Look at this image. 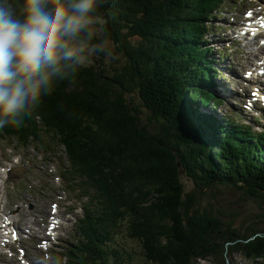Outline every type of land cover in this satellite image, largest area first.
<instances>
[{"label":"trees","instance_id":"16d2710c","mask_svg":"<svg viewBox=\"0 0 264 264\" xmlns=\"http://www.w3.org/2000/svg\"><path fill=\"white\" fill-rule=\"evenodd\" d=\"M225 2L96 0L90 15L105 24L99 39L96 25L90 26L88 43L111 41L112 54L97 53L87 67L65 69L26 108L20 126L0 129L25 144L36 141L29 125L40 123L41 132L51 131L67 150L65 181L88 204L79 227L82 240L65 264H227V255L240 253L264 264L263 221L229 232L220 213H200L194 195L180 192L182 171L202 188H248L264 201V142L221 118L214 104L209 117L201 110L212 98L207 90L213 86L215 92L217 72L201 66V55L193 51L199 45L212 49L202 46L203 31ZM12 3L19 11L23 0ZM79 39L87 40V31ZM167 92L180 98L169 115L159 110ZM137 94L150 113L146 121ZM220 237L225 240L218 252L211 240Z\"/></svg>","mask_w":264,"mask_h":264},{"label":"rangeland","instance_id":"374dc122","mask_svg":"<svg viewBox=\"0 0 264 264\" xmlns=\"http://www.w3.org/2000/svg\"><path fill=\"white\" fill-rule=\"evenodd\" d=\"M65 1L67 2V0ZM250 9H252V11H258L259 14L257 17H264V0H237L236 2L234 0H231L230 2H228L223 8V13L226 14V17L222 19V21H224V27L220 29L218 33L210 34L211 38H215L213 39V50H206L203 47H200L198 41H195V45H199V48L193 52L197 56H200L202 54V56L199 57V61L201 63V66H203L205 69H211L212 66H215L222 72V77L217 74V78L214 79V94L213 86H211L207 90V93H210L212 98L207 102L205 107L201 108V110L204 112V114H202L206 117L213 115L214 108L212 105L215 102V104L218 106L219 103L216 102V100H218L221 102V105L215 108V113H220L219 116H223L226 114L227 117L225 118H229L234 121H236L237 118L240 117L243 120L244 124L246 123L251 126V129L259 130V126L263 124L261 120H259V123L252 122V119H250L249 116H246L242 113V108H234L238 105L240 107L246 105L249 109L252 110L251 112L253 114H259L260 117L263 118L262 113H264V105L263 102H261V99L258 97L256 81L252 80L251 78L252 76L258 77L256 76L258 74L254 72L256 70V63L251 60L255 52L253 46L254 42L249 38L239 37V35L242 36V32L240 31L238 26L245 27L246 25L245 16L243 15V13L244 11ZM215 22L216 19L212 20V23ZM93 24H95L96 26H91L94 29L93 31L95 32L96 37L99 39L101 38V34H103L102 29H104L105 23L101 21H95ZM196 26L197 25L195 24L193 28H195ZM198 31L201 32L199 27ZM253 33L255 34L256 32L253 31ZM224 36H227V40L224 39ZM229 36L233 37L234 40L233 46H231L232 49L229 52L230 54L232 53V56H230L227 60H222L221 53L229 47L228 45L225 46L224 42L228 41ZM190 41L192 40L190 39ZM230 42L231 41H228V44H231ZM109 43L112 42L108 41L107 48L108 51L112 52L113 48ZM247 44L252 45V47L246 50L244 47ZM108 51L105 50V52ZM261 57L264 58V52L261 53L260 58ZM226 58H228V56ZM260 58H257L256 61H260ZM251 67L253 69H251ZM236 75L238 76V79L234 78ZM258 78L262 79L263 77ZM172 93L169 94L167 92V95L163 97V100L159 98V110H161L162 113L166 112L169 115L174 105H176L175 98L177 97L180 100L179 95L177 96V94L176 97L174 96L171 98ZM242 95H245L244 97L248 99L252 98V100H249L245 103L244 99L243 103H239V101H242ZM135 96V102L140 109L139 116L143 121H146L150 113L145 108V106H142L140 99H137L139 95L137 94ZM232 110L233 112L231 113V115L229 114L228 117L227 112H230ZM207 112L212 113L210 115H206ZM39 118V116H34L35 120H39ZM31 128L35 133L40 134L41 137L45 135L41 132L43 130V127L40 123H38L37 126L31 125ZM52 135L54 136V140L57 141L58 138L56 137V135ZM6 139V150L1 151L0 149L1 162H11V159L14 155L21 154L24 155V159L27 156L28 160H25L22 171H15L16 169H21L17 165V158L13 162V165L16 166V168L13 169L11 166L5 165L4 168L7 169V172H12V174L9 176L11 183L7 182V185L0 184V210H13L15 209L14 206L23 205L25 215L32 216L34 214L40 213V218H42L48 213L49 203L53 204L58 199L57 209L59 215L61 216L59 218L61 227L58 224L56 234L51 237V239H55L58 237L59 239L54 240L55 242L53 241L54 243L52 244L47 243V247L52 245V253L50 254L49 252L48 254V251L42 250L37 251V242L34 240L36 238H31V240L23 238L21 240L25 245L26 260H28L29 262H31L32 259L34 261L33 264H52L53 259H62L61 263H63L64 260H66L67 250H77V248L75 247L78 237L77 233H74V230L76 225L75 222L77 219H79V210L74 209L72 211H67L65 209V206H67V204L69 203L59 197L62 193L59 190L61 189L60 181H58V179H54V176H59V169L56 165L55 157H62V154L60 153H62V147L64 146H62V142L57 141L56 143L55 141L51 140L53 138L50 137L49 140L55 143V147L52 149V152H48L47 155L43 147H35L34 144H29L27 147H20L21 144L19 143L18 145L15 140L9 139L8 137ZM59 145H61V147ZM25 148L29 151H34L36 149V151L33 155H29ZM45 149H47L48 151L50 150L47 147H45ZM50 158L51 160L53 159L52 163L48 162V160L50 161ZM49 168L53 169V175L49 173L51 172V169L49 170ZM15 178H19V185L15 183ZM182 179L186 192L191 193L193 192V189L201 191L196 193V197L199 199L198 211L200 213H208L209 211H211L215 215V217L220 213L222 216L220 218V222L230 223L231 228L228 230L229 232L235 229L233 227L244 228V226L251 223H256V225L259 224L258 226H260V224H262L261 222H264V202L262 201V198L258 197L259 193L255 195L253 194V191H248V188L238 189L237 187L232 188L231 186H220L217 184H210L209 188L203 189L201 185H196L195 181L193 182L191 179L189 180L185 176L184 172ZM9 187H11L13 191H11ZM26 206L28 208H25ZM195 210H197L196 206L194 207L193 212H195ZM71 212H73L72 215ZM47 215H50V213ZM16 218H19L18 225L20 227H24V225L27 224L26 218H22L20 215L15 216V219ZM263 226L264 225L262 224L261 227L263 228ZM221 229L225 230L226 226L222 227ZM239 233L243 235L240 231ZM223 240H225L224 237L214 238L211 240L212 242H214L213 245H215L214 250L216 249V251L218 252L221 251V244ZM40 241L41 238L39 242ZM132 246L133 244L131 243L126 245V247L133 250ZM10 248L11 251H15L14 248H16V245H12L10 246ZM4 252L8 251L0 250V254L2 256V258L0 259V264L3 262H6L8 264H15L18 255L15 257H11V254H9L8 258L5 259ZM43 256L45 257V262L42 261ZM39 257L40 259H37ZM24 258L25 257H19V259ZM226 260L227 264H253L252 262L248 261L241 253L227 255ZM195 264L216 263L207 260H200Z\"/></svg>","mask_w":264,"mask_h":264},{"label":"clouds","instance_id":"9594fccd","mask_svg":"<svg viewBox=\"0 0 264 264\" xmlns=\"http://www.w3.org/2000/svg\"><path fill=\"white\" fill-rule=\"evenodd\" d=\"M95 6L96 0H23L18 11L12 0H0V129L20 126L26 108L65 69L112 54L105 52L108 41L88 43ZM85 31L88 39H79Z\"/></svg>","mask_w":264,"mask_h":264},{"label":"bare ground","instance_id":"6f19581e","mask_svg":"<svg viewBox=\"0 0 264 264\" xmlns=\"http://www.w3.org/2000/svg\"><path fill=\"white\" fill-rule=\"evenodd\" d=\"M256 12L258 13V11L256 10ZM259 14V13H258ZM241 20V19H240ZM256 22H259V23H261L262 21H259L257 18H256ZM191 31H193L194 33H195V29L194 28H192V30ZM261 37V36H260ZM253 46L255 47H257V40L255 39L254 40V44H253ZM196 50V49H195ZM261 52H262V48L261 47H259V48H257L256 50H255V53H254V56H253V58H252V61L255 59V58H257V57H259L260 55H261ZM263 61H264V58L262 59ZM134 75V74H133ZM235 79H238V76L236 75L235 77H234ZM243 78V77H242ZM217 84H218V82H217ZM162 89V88H161ZM160 89V90H161ZM165 90V89H164ZM157 95V94H156ZM151 96V95H150ZM158 97V96H157ZM162 98V97H161ZM160 100V99H159ZM152 102V101H151ZM154 102V101H153ZM163 105V104H162ZM168 110V109H167ZM200 113H202V112H200ZM216 114H218V113H216ZM223 114V113H222ZM168 115V114H167ZM217 118L219 117V116H216ZM221 118H225V116H220ZM229 117V116H228ZM182 125V124H181ZM29 131H30V134H31V136H32V138H34L35 140H36V143L35 142H31L30 140H27L26 141V144L27 145H29V144H34L35 145V147H37V146H40V147H43L44 148V150H45V153L48 155V152L49 153H51L52 152V149L55 147V143H53L51 140H49V138L50 137H52L53 139H54V136L52 135L53 133L51 132V131H47V133H48V135H44V136H42V137H40V134H37V133H35L34 131H33V129L31 128V125H29ZM6 136L9 138V139H12V140H15V142L19 145V143L21 144V147H27L25 144H24V142H23V140L21 139V138H17V136H15V135H13V134H8V133H6ZM5 141H6V139H4ZM6 143H7V141H6ZM176 145V144H175ZM45 147H47V148H49L50 150L48 151L47 149H45ZM173 147V146H172ZM26 149V148H25ZM27 150V149H26ZM175 150V149H174ZM35 151H36V149L34 150V151H29V150H27V153L29 154V155H33L34 153H35ZM179 156V155H178ZM17 158V165L21 168V169H16L15 171H22V169H23V167H24V162H25V160H28V157L26 156V158L24 159V155L23 154H21V155H14L13 157H12V159H11V162H6V165H8V166H11L13 169L14 168H16V166H14L13 165V162H14V160ZM52 161H53V159L51 160V158H50V161L48 160V162L49 163H52ZM59 172L61 171V170H58ZM49 173H51V175H53L54 174V172H49ZM12 174V172H5V173H3V172H1V169H0V184L2 185L3 183H6L7 181L5 180V179H8V180H10L9 179V176ZM20 178V177H19ZM19 178H15V183L16 184H18L19 185V182H20V180H18ZM11 181V180H10ZM10 186V185H9ZM10 189H11V191H13V189L11 188V187H9ZM14 208H15V211H18L20 214H23V212H24V208H23V206L22 205H20V206H14ZM15 213H14V215H13V217H12V219L8 222L7 221V223H8V225L6 224L5 226H1L0 225V243H1V241H3V240H5V239H7V238H9V232L10 233H12L13 231H15L16 230V224H17V222H16V220H15ZM39 216H41V214L40 213H37V214H34V215H30V216H26L27 218H29V220H27V223L28 224H30L31 223V219H33V218H38ZM31 218V219H30ZM43 229V228H42ZM0 250H4L5 251V249H3V248H1L0 247ZM5 253V259L6 258H8V256H9V252H4ZM2 258V256H1V254H0V259Z\"/></svg>","mask_w":264,"mask_h":264},{"label":"water","instance_id":"95a60500","mask_svg":"<svg viewBox=\"0 0 264 264\" xmlns=\"http://www.w3.org/2000/svg\"><path fill=\"white\" fill-rule=\"evenodd\" d=\"M174 163H175V165L179 168L178 163L175 162V160H174ZM176 163H177V164H176ZM180 171H181V170H180ZM182 177H183V172L181 171L180 174H179V180H180V192H181V195H182L183 197H187L188 195H194V199L196 200V202H198L199 199L196 197V193H197V192H201V191L193 189V192H191V193L186 192V191H185L184 184H183V181H182V180H183ZM209 187H210V186H209ZM209 187H207V188H209ZM196 189H197V188H196ZM203 189H206V188H203ZM263 202H264V201H263Z\"/></svg>","mask_w":264,"mask_h":264}]
</instances>
